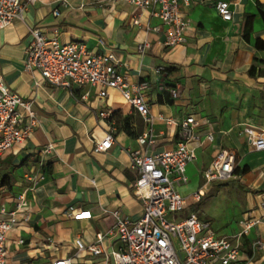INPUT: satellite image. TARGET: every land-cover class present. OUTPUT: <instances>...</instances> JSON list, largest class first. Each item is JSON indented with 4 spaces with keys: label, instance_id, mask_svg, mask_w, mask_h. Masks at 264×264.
<instances>
[{
    "label": "crops",
    "instance_id": "0c3cea01",
    "mask_svg": "<svg viewBox=\"0 0 264 264\" xmlns=\"http://www.w3.org/2000/svg\"><path fill=\"white\" fill-rule=\"evenodd\" d=\"M62 1L35 0L20 20L0 29V77L9 92L31 103L38 119L30 136L0 160V209L12 211L20 195L28 202L29 220L6 235L8 264L59 260L114 264L111 253L121 243L114 231L109 232L114 225L112 212L133 223L143 211L132 192L129 153L155 155L174 150L181 140L177 124L188 116L207 120L198 131H212L214 140L195 150V159L187 166L188 183L178 191L187 196L202 188L204 171L215 155L220 150L233 152L232 183L239 189L234 201L238 207L217 234L235 235L243 217L259 220L242 239V260L243 264H264V251L253 247L256 241L264 242V151L253 150L243 133L248 126L264 131V75L257 74L264 69V0H238L236 5L234 0H193L183 9L189 19L186 43L174 47L163 45L165 27L150 10L119 0H65L68 8L60 5ZM217 1L231 3V21L219 17ZM55 8L59 17L52 15ZM248 17L252 20L246 40L242 30ZM154 27L159 30L152 31ZM36 28L47 36L57 30L61 44L84 45L92 52L107 48L129 82H147L152 144L138 143L146 123L118 91L110 90L101 99L94 87H55L37 71L26 70L30 32ZM143 41L150 47L139 53L137 47ZM254 63L252 76L248 70ZM159 67L166 70L157 75L154 70ZM172 89L178 90L177 98L170 95ZM101 112L110 115L100 117ZM109 133L112 146L105 152L95 151L96 143ZM32 176L43 180L32 187ZM218 183L206 187L205 193L215 185L222 187ZM204 198L205 194L194 206ZM69 208L90 211L91 217L73 219ZM198 216L209 218L217 231L210 216ZM75 239L85 247L98 246L101 253L78 250Z\"/></svg>",
    "mask_w": 264,
    "mask_h": 264
},
{
    "label": "built area",
    "instance_id": "2783aa9c",
    "mask_svg": "<svg viewBox=\"0 0 264 264\" xmlns=\"http://www.w3.org/2000/svg\"><path fill=\"white\" fill-rule=\"evenodd\" d=\"M139 9L150 10V15L158 18L165 27L164 46L174 47L186 43V29L189 19L183 14L193 0H119ZM35 0H0V29L11 26L20 20L28 4ZM238 0L233 1L236 5ZM60 5L68 8L63 0ZM80 7H83L81 4ZM215 10L223 21H231L233 10L231 3L217 1ZM54 17L60 12L55 8ZM138 24V20H134ZM159 27L152 28L158 31ZM58 31L47 36L36 28L30 32L31 41L26 49L25 69L37 71L41 77L55 87L91 86L96 88L101 99L108 97L110 90L118 91L146 123V130L138 137L141 146L153 142V118L146 93L149 85L142 81L131 83L120 70V63L115 54L104 48V42L98 40L104 48L100 52L88 51L84 45L61 44ZM150 44L143 41L137 47L144 53ZM166 69L156 68L160 75ZM173 98L178 97V90H170ZM100 117H108L109 112H101ZM167 123L173 122L167 120ZM205 119L188 116L177 124L181 140L177 147L168 152L155 155L130 151L129 169L134 175L132 184L134 196L140 200L143 211L140 218L131 223L118 212H112L114 231L121 246L111 253L114 264H243L242 239L249 235L257 219L243 217L239 221L240 230L233 236H220L210 222L201 219L193 210L194 204L201 201L205 189L214 182L225 183L234 178L235 156L228 150H220L204 171V186L184 196L178 187L188 183L187 166L195 159V150L214 140L212 131L200 133L198 130ZM38 127L36 113L29 101L11 93L0 77V160L16 145L23 143ZM243 133L248 145L255 151H264V131L245 127ZM113 144L112 133L95 145V151L105 152ZM193 145V146H192ZM50 147L46 148L49 150ZM43 177L32 176L29 182L36 186ZM68 216L73 219H87L90 211L75 208L68 209ZM28 202L24 195L16 198L14 209L6 212L0 209V264H8L6 235L20 222H27ZM101 234L97 240H101ZM22 243V240H19ZM74 244L78 250L86 249L92 254H100L98 246L85 247L80 239ZM264 251V242L256 241L253 245ZM53 264H70L68 260H59Z\"/></svg>",
    "mask_w": 264,
    "mask_h": 264
},
{
    "label": "rangeland",
    "instance_id": "374dc122",
    "mask_svg": "<svg viewBox=\"0 0 264 264\" xmlns=\"http://www.w3.org/2000/svg\"><path fill=\"white\" fill-rule=\"evenodd\" d=\"M218 184H222V187L215 185L216 187L214 186L212 191H209L207 194L205 193V198L200 205L193 206V210L200 216L205 217L208 215L213 219L212 224L215 225L216 232L221 230L219 226H221L228 217L235 215L238 204L234 203V201L239 196V189L233 185L232 180ZM209 186L207 189H209ZM208 219L207 221H210V219Z\"/></svg>",
    "mask_w": 264,
    "mask_h": 264
},
{
    "label": "trees",
    "instance_id": "16d2710c",
    "mask_svg": "<svg viewBox=\"0 0 264 264\" xmlns=\"http://www.w3.org/2000/svg\"><path fill=\"white\" fill-rule=\"evenodd\" d=\"M251 20H252V17H248V18H246V20L244 21V24H243L242 36L246 40H248L249 33L251 31ZM256 63H257V61H256ZM256 63H254L248 70V73L252 76H254L256 74V65H255ZM257 74L258 75H264V69H259L257 71Z\"/></svg>",
    "mask_w": 264,
    "mask_h": 264
}]
</instances>
